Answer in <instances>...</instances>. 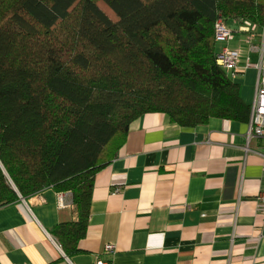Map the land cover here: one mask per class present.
Here are the masks:
<instances>
[{
	"label": "trees",
	"instance_id": "16d2710c",
	"mask_svg": "<svg viewBox=\"0 0 264 264\" xmlns=\"http://www.w3.org/2000/svg\"><path fill=\"white\" fill-rule=\"evenodd\" d=\"M219 18L262 32L264 0H0V206L70 193L78 221L51 231L70 257L133 120L248 123L216 63Z\"/></svg>",
	"mask_w": 264,
	"mask_h": 264
},
{
	"label": "crops",
	"instance_id": "0c3cea01",
	"mask_svg": "<svg viewBox=\"0 0 264 264\" xmlns=\"http://www.w3.org/2000/svg\"><path fill=\"white\" fill-rule=\"evenodd\" d=\"M248 38L236 31L228 45L240 51L241 69L260 60ZM251 42L264 53V38ZM256 73L233 80L248 106ZM248 125L210 118L184 128L162 113L138 117L94 177L77 253L67 257L51 234L78 221L72 196L48 188L0 206V264H264V138L248 135Z\"/></svg>",
	"mask_w": 264,
	"mask_h": 264
},
{
	"label": "built area",
	"instance_id": "2783aa9c",
	"mask_svg": "<svg viewBox=\"0 0 264 264\" xmlns=\"http://www.w3.org/2000/svg\"><path fill=\"white\" fill-rule=\"evenodd\" d=\"M244 33L249 35L251 39L255 36L257 28L255 25L248 22L240 24L237 29L228 27L224 20L219 18L214 24V36L215 42L220 46V51L216 56L217 65L223 69L231 79H235L237 75L243 73L248 68L256 70V84L254 88V94L250 103V117L248 122L249 132L252 136L264 138V53L263 49L259 50L258 47L251 45V39H247V44L251 47V51H260V57L258 63L255 65L247 61L244 68L239 67L240 51L238 49L229 48L228 45L234 39V32ZM264 36V27L262 31ZM262 38V37H261ZM260 38V39H261ZM264 38V37H263ZM255 39V38H254ZM117 191V190H115ZM264 201V194L262 195ZM112 245H106L104 247V253L109 254L113 251ZM97 264H109L98 262Z\"/></svg>",
	"mask_w": 264,
	"mask_h": 264
},
{
	"label": "rangeland",
	"instance_id": "374dc122",
	"mask_svg": "<svg viewBox=\"0 0 264 264\" xmlns=\"http://www.w3.org/2000/svg\"><path fill=\"white\" fill-rule=\"evenodd\" d=\"M228 25L230 27H235V25H234L233 22H229ZM261 37L263 38L264 36L263 35H260L258 32L255 33V36H254L255 39H260ZM261 44H262V42H261ZM245 46L248 49V46L247 45H245Z\"/></svg>",
	"mask_w": 264,
	"mask_h": 264
}]
</instances>
